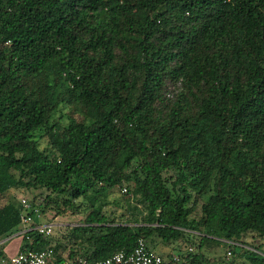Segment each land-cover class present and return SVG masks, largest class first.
Segmentation results:
<instances>
[{"label":"trees","instance_id":"obj_1","mask_svg":"<svg viewBox=\"0 0 264 264\" xmlns=\"http://www.w3.org/2000/svg\"><path fill=\"white\" fill-rule=\"evenodd\" d=\"M12 187H41L39 213L85 207L21 233L54 262L193 235L264 264V0H0V196ZM122 187L139 219L104 213ZM19 213L0 203V238Z\"/></svg>","mask_w":264,"mask_h":264},{"label":"rangeland","instance_id":"obj_2","mask_svg":"<svg viewBox=\"0 0 264 264\" xmlns=\"http://www.w3.org/2000/svg\"><path fill=\"white\" fill-rule=\"evenodd\" d=\"M62 113H68L72 114L71 111L68 108H62ZM59 113L56 112V115ZM74 115V114H72ZM39 145H44V139H39ZM167 185L169 183L167 182ZM43 189L41 187H12L9 188L7 191H5L0 196V203H3L6 199H10V201L14 204L15 207L20 208L19 204V198L21 196L26 197L28 199L34 198L36 200L38 198V194L42 193ZM106 199L108 200V203L103 207L104 213L107 215V217L113 219V220H124L125 217H131L134 219L140 218V210H141V204L137 202L134 199V196H131V194L123 193V190L120 188H115L112 191H110ZM199 198H192L191 199V215L198 216L199 214ZM85 207L82 206V208H79L77 212H70L66 211L63 214L59 215H53L52 209H45L36 218V221L38 222H46L50 221L52 223V229L56 228V224H59L60 226L64 225H72V224H78L81 222L83 217V209ZM188 239H182L181 237L167 240L166 242L162 240V237H158L156 235H150L145 236V242L147 243V246L153 250L156 253H179L180 255L183 254V252L186 250L187 246H192L193 251H198L202 253L205 256L208 257H217L218 259L214 261L213 264H226L225 261L230 260V264H240L241 260H243V257L236 251L232 252L229 251L228 246L225 243H222L221 241H215L214 239L211 240H203L202 245L200 248H196V236H188ZM252 238V233H248L241 237L242 242L249 243V241ZM3 239V240H2ZM261 238L260 240H262ZM2 242H6L7 250L10 251L14 248V242L18 240L17 235L10 236V237H2L0 238ZM162 243V244H161ZM264 249V244L261 245ZM224 260H223V259Z\"/></svg>","mask_w":264,"mask_h":264},{"label":"built area","instance_id":"obj_3","mask_svg":"<svg viewBox=\"0 0 264 264\" xmlns=\"http://www.w3.org/2000/svg\"><path fill=\"white\" fill-rule=\"evenodd\" d=\"M121 189L124 190L123 187ZM19 204L20 233L29 228L35 229L43 235L51 232L52 223L49 221H36L35 217L39 215L38 207L33 205L28 198L21 196L19 198ZM192 250V246H187L181 255L179 253H173L164 257L151 250L143 237L137 236L131 247L118 249L109 255L92 260L78 256L71 261L61 260L54 262L53 252L50 247L37 249L24 247L11 254H0V264H183L185 261V253Z\"/></svg>","mask_w":264,"mask_h":264},{"label":"crops","instance_id":"obj_4","mask_svg":"<svg viewBox=\"0 0 264 264\" xmlns=\"http://www.w3.org/2000/svg\"><path fill=\"white\" fill-rule=\"evenodd\" d=\"M15 235H17V237H18V240L16 241V242H14V244L13 243H11L12 245H14V248L11 250L10 249V251H6L7 250V245L8 244H6V242L4 241V242H2V243H0V254L1 255H7V254H11V253H14V252H16L18 249H20V246L22 245V239H21V233L19 232V231H15V232H13L10 236H15ZM10 236H8V237H10ZM7 238V237H6ZM3 240V239H2ZM2 240H0V242L2 241ZM162 244V243H161ZM162 256H164V257H166V256H169L170 254H173V253H167V252H163V253H160Z\"/></svg>","mask_w":264,"mask_h":264}]
</instances>
